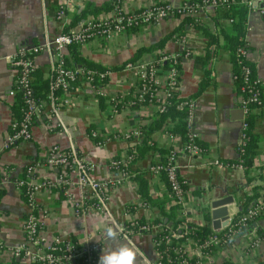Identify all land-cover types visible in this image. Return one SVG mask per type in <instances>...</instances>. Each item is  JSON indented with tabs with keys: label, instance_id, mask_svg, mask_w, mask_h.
I'll return each instance as SVG.
<instances>
[{
	"label": "crops",
	"instance_id": "0c3cea01",
	"mask_svg": "<svg viewBox=\"0 0 264 264\" xmlns=\"http://www.w3.org/2000/svg\"><path fill=\"white\" fill-rule=\"evenodd\" d=\"M109 1L111 0H72V6L66 15L68 24H71L74 16L80 14L87 3L101 6ZM186 1L121 0L119 7L122 12L133 13L155 3H169L178 8ZM56 9L57 4L42 0H0V147L9 137L13 119L19 117L20 110L17 94L10 95L15 86L17 72L8 64L6 58L13 56L21 48L42 45L63 31L55 18ZM110 11L103 10L95 16ZM217 16L215 12L203 10L196 14L195 19L201 28L210 33L217 34L220 30L229 33L231 28L226 22L227 19ZM82 19L84 18L80 20ZM182 21V17L169 16L158 25H144L135 32L118 36L113 44L91 42L78 46L77 52L84 60L98 64L110 72L105 85L108 99L114 95H122L125 98L133 94L138 84L135 75L124 70L125 63L140 48H147L169 34L172 37L162 49L144 58L181 53L182 48L174 38ZM78 22L70 26V29L76 28ZM184 37L186 47L192 51L193 56L181 60L178 91L181 98L189 99L197 91L202 78L203 73L194 61L204 55L207 39L202 30L192 26L187 27ZM246 42L247 59L254 65L256 76L264 86V12L249 13ZM68 56L67 50L66 57ZM49 62L50 55L47 53H40L34 58L36 69L43 73L44 78L49 76ZM210 68L211 84L194 99L193 128L204 146V153L199 156L178 155L177 174L185 182L187 196L185 216L181 217L176 211V218L184 225L192 224L212 231L215 230L213 223L216 222L213 218L216 209L211 206L213 202L231 197L233 202L224 208L241 214L254 202L247 203L248 196L252 195L255 189L259 196L263 189L264 107L253 112L258 116L252 129L259 137L258 154L253 157L247 172L232 167L239 159L237 142L242 120L239 112L240 100L232 82L229 54L220 49ZM78 87L79 93L73 94V106L61 107L58 120L62 122L63 128L52 127L55 122L48 118L50 110L45 106L42 116L37 118L31 127V140L10 147L0 154V240L7 246V249L0 253V264H12L15 261L19 264H30L23 258H15L11 251L12 247L25 242L22 224L28 207L22 190L16 186V181L24 175L26 168L35 167L39 181H53L55 173L44 166L49 149L59 146L66 150L74 145L78 154L90 163L92 178L96 181L106 180L113 173L110 160L128 154L132 151L129 148L139 146L141 128L147 127L157 116L152 106L122 109L114 114L108 99L100 101L87 86L80 83ZM167 130L168 125L149 134L147 146L152 145L153 148L144 153L133 169L136 175L146 179L149 194L154 201L171 200V197L165 177L155 174L151 168L162 162L165 154L161 155V150L177 151L182 145L181 138L167 133ZM92 132H97L101 138L106 139L103 147L96 148L95 140L91 137ZM133 132H139L140 136L127 141L126 136ZM70 195L72 201L77 202L82 193L73 188ZM35 202V213L41 227L39 237L45 247L65 241H72L79 247L98 243L102 252L117 247L122 242L131 241L139 253L137 264H148L155 258L153 237L157 230L152 234H132L129 240L118 236L115 240H108L104 232L106 226L113 227L111 219L126 223L140 218L144 221L160 219L155 208L149 206L150 209L146 211L139 206L140 197L133 179L123 182L120 187L111 191L108 201L109 214L91 213L87 216H76L71 203L58 191L41 190L36 194ZM132 205L136 206L134 211L125 214ZM224 219L218 220L220 225L217 229L224 225ZM263 230L264 217L250 227L251 237L248 238H252V242L258 241L257 248L244 249L247 239L238 238L233 247L218 251L206 264H258L264 260V236H261Z\"/></svg>",
	"mask_w": 264,
	"mask_h": 264
},
{
	"label": "built area",
	"instance_id": "2783aa9c",
	"mask_svg": "<svg viewBox=\"0 0 264 264\" xmlns=\"http://www.w3.org/2000/svg\"><path fill=\"white\" fill-rule=\"evenodd\" d=\"M47 3L57 4L55 18L60 23L63 31L56 35L52 40H48L42 45L33 46L31 48H21L13 56L7 57V62L17 72L14 89L10 95L20 93L22 99L21 117L18 121L11 124L10 135L6 139L4 145L0 147V154L17 144L28 142L31 140V127L34 121L42 116L45 106L49 108L48 118L55 123L53 128H63V124L59 119L61 107L73 106V94L79 93V84H83L89 88L97 97L107 96L105 85H93V73L84 72L78 67L70 68L66 65V51L72 45H85L91 42L103 43L104 45L113 44L118 36L126 34L127 30L136 26L158 25L160 21L170 15V10L174 7L171 4L161 6L155 3L150 7L141 9L133 13L122 12L120 7H114L110 12L100 14L99 16H88L78 22L74 29H66L68 27L67 12L72 6V0H42ZM230 0H202V3L187 5L188 11L196 15L197 11H212L223 6H228ZM249 13L264 12V0H246ZM259 6H261L259 8ZM182 7H178L181 9ZM230 25L232 20L227 19ZM177 43L181 46L182 52L179 54H163L161 57L145 58L135 62H127L124 70L131 72L137 78L138 84L132 97L125 102L122 109L136 108L139 106H152L156 113H161L165 109L166 98L170 95V90H179V73L170 66L166 70L163 64L171 62L176 64L179 58H191L193 53L186 46L185 37H175ZM240 52L243 54L242 49ZM40 53L50 55L49 72L50 86L47 96V103L37 102L32 94V81L34 80L33 72L36 69L34 58ZM245 54V53H244ZM245 74H249L246 70ZM109 71H105L101 77L108 80ZM258 80L254 81L253 86L257 85ZM247 85V81L245 80ZM61 93L63 100L61 104H57L56 94ZM250 97L248 100H240V109L243 112L241 123V132L237 142L238 161L232 167L243 169L241 156L244 152L243 146L246 141L245 131L247 130L246 116L249 114L248 103L261 104L264 91L254 90L250 87ZM124 100L122 95H114L107 100L112 108L113 113L117 114L118 110L114 104H118ZM183 105H188L189 114L186 119L188 142L182 144L175 151L172 150L167 161L164 164L158 163L151 170L157 175H163L168 184V190L171 199L178 206L177 212L181 217L186 213V194L185 182L181 180L177 174V158L180 154H188L199 156L204 150L197 144L200 141L198 134L195 132V102L187 100ZM140 136L139 132H133L126 136V140ZM91 137L99 139L95 146L101 148L106 141L105 138L97 132H92ZM132 154L114 158L110 160V168L112 175L110 178L102 181H96L91 176V165L82 158L74 145L63 150L59 146H53L49 149L48 155L44 162V166L55 173L53 181L42 179L38 180L35 167L26 168L24 175L16 181V186L23 189V195L28 207V213L22 224V230L25 236V242L12 247L11 251L15 258L28 260L30 263L39 262L41 264H98V257L101 252V246L98 243L86 244L78 246L72 241L44 246L39 237L40 224L37 219L35 210V197L41 190L58 191L62 193L67 201L72 205L73 212L76 216H87L91 213L109 214L108 201L112 190L117 189L120 185L130 180V174L126 170L128 163L132 160L135 153V147L129 148ZM76 188L82 196L79 201L73 202L70 195L71 189ZM142 209L148 211V204H140ZM125 214L128 212L125 211ZM264 217V186L260 191L258 198L243 213L238 214L227 210L224 219V225L212 230L211 233L201 242L194 241L192 238H184L187 232L186 225H182L179 232L173 231L172 238H182L184 242L179 249L172 250L177 256L172 260L167 257L163 260L162 253L158 251L159 241L153 240L155 250V258L150 260L148 264H206L212 260L214 255L226 248L233 247L238 238L247 239V245L244 249H253L258 247V241L252 242L250 227L260 218ZM113 227L118 229V237L129 240L132 234H152L154 235L163 231L161 224L153 225L152 221L142 226H134L133 220L127 226L126 222H117L111 219ZM250 242V244H249ZM7 249V246L0 240V253Z\"/></svg>",
	"mask_w": 264,
	"mask_h": 264
},
{
	"label": "trees",
	"instance_id": "16d2710c",
	"mask_svg": "<svg viewBox=\"0 0 264 264\" xmlns=\"http://www.w3.org/2000/svg\"><path fill=\"white\" fill-rule=\"evenodd\" d=\"M246 0H230L228 6L220 7L215 11L218 14V18L223 19H231L232 22L230 24V32L226 33L223 30H220L217 34H213L205 30V28H201L198 25V22L195 19L194 14L188 11L187 5H192L195 3H202V0H187L185 3L181 4V9L173 8L170 10V15L173 17H182L183 21L177 27L176 37H182L186 33V29L189 26L194 27L195 29L202 30L204 36L206 37V46L204 55L201 57L195 58L194 63L196 66L202 71V78L199 82L197 91L190 97L192 99H185L181 98L179 95V91L170 90L169 97L166 98V105L163 112L158 113L157 116L151 121V123L144 128H141L142 137L140 139V145L137 146L135 149V153L133 154L132 160L128 163L126 170L131 175L130 179H133L137 185V192L140 197V204H148L152 208L158 210L160 219H155L151 222L153 225L161 224L163 226V231L159 234L154 235L153 240L159 241L160 246L157 247L159 252L165 251V255H163V260L167 261L166 258L170 257L172 260L177 256L172 250L179 249L184 242L182 238H172L171 234L173 231L179 232L180 228L184 223L181 220L176 218V211L178 206L175 204L174 200H163V201H154L149 194L148 190V183L146 179L141 177L139 174H135L136 171L133 170L136 162L144 155L148 149L153 148V146H147L149 142V134L151 132L157 131L162 129L164 126L168 125L167 133L179 136L181 138L182 144L188 142V131H187V122L186 119L189 114V107L188 105H183L184 102L187 100H194L199 97L211 84V62L212 60L216 59L218 56V51L224 50L229 54V61L232 66V82L234 86V90L236 95L239 97V100H248L250 97L249 89L250 87L254 90H258L263 92L264 86L262 82H260L256 76L255 67L252 63H250L247 59L248 55V47L246 42V32H247V23L249 19V10L244 3ZM121 0H111L107 3L102 4L101 6H95L87 3L84 9L80 12V14L75 15L71 24H68L66 29H70V26H74L73 24H77V22L81 18H86L88 16H92L101 11L112 10L114 7L120 6ZM161 6H168L169 3H159ZM200 11L198 10L197 13ZM196 13V14H197ZM168 16V17H169ZM167 17V18H168ZM144 26V25H143ZM141 26H136L129 28L128 32H135ZM172 35H167L161 41L150 45L147 48H140L134 56L128 62H135L139 60L145 59L144 57L147 55L152 54L153 52L159 51L162 49L166 42L171 39ZM175 39V38H174ZM220 40L222 43H220ZM78 45H72L68 48L69 56L66 57L65 63L68 67H78L84 72H92L93 73V85H106L107 80L103 79L101 75L106 71V69L102 68L100 65L95 64L93 62L84 60L79 56L77 52ZM244 51L242 54L240 50ZM163 54H160L158 57H161ZM183 58H179L175 65L171 62H166L163 64V69L166 70L170 66H173L179 73L178 79L180 80V67H181V60ZM249 71V74H245V72ZM33 77L35 78L32 81V94L34 99L37 102H44L47 103V96L49 94V86H50V77L51 74L49 72V76L44 78L43 73L35 69L33 72ZM245 80L247 81V85L245 84ZM258 80L257 85L253 86L254 81ZM17 96L20 99V110L22 107V99L20 93H17ZM132 97V94L125 96L124 100L118 104H114V106L121 110L122 106L125 104L127 100ZM57 104H61L63 100V96L61 95L60 91L56 94ZM100 101L107 100V96H98ZM240 105V104H239ZM264 107V98L262 97L261 104L256 103H248L249 114L245 118V122L247 123V130L245 131L246 141L243 146V154L241 156V162L243 165V169L247 172L252 164V159L255 155L258 154V142L259 137L253 133L252 129L257 121L256 114H254L255 109H261ZM19 110V117L14 118L13 121L20 120L21 112ZM95 143L99 139H94ZM197 144L204 150V146L201 144L200 141H197ZM131 151V149H130ZM172 150H161V155H164V158L161 164L166 163L167 156L171 153ZM128 154H132V152H128ZM237 163V162H236ZM186 189V187H185ZM22 189V195H23ZM1 194V192H0ZM23 198L25 199L24 195ZM258 198L257 189L254 190L253 194L248 196L247 203L250 201H255ZM169 205V207H167ZM136 206L132 205L129 206L127 212L130 213L134 211ZM168 208V209H167ZM167 219L168 223L165 224L164 220ZM134 226H142L147 224V221H144L142 218L135 220ZM170 224V225H169ZM127 226L130 223L126 224ZM187 232L184 238H192L194 241L201 242L203 241L210 233L209 228L197 227L192 224H186ZM264 236V230L261 234ZM12 264H19V262H13ZM30 264H41L39 262H33ZM224 264H234L230 262H225ZM258 264H264V260L259 262Z\"/></svg>",
	"mask_w": 264,
	"mask_h": 264
},
{
	"label": "clouds",
	"instance_id": "9594fccd",
	"mask_svg": "<svg viewBox=\"0 0 264 264\" xmlns=\"http://www.w3.org/2000/svg\"><path fill=\"white\" fill-rule=\"evenodd\" d=\"M104 232L108 240H115L118 235V229L112 226H106ZM137 248L129 242H122L117 247L102 250L99 256L98 264H137Z\"/></svg>",
	"mask_w": 264,
	"mask_h": 264
},
{
	"label": "water",
	"instance_id": "95a60500",
	"mask_svg": "<svg viewBox=\"0 0 264 264\" xmlns=\"http://www.w3.org/2000/svg\"><path fill=\"white\" fill-rule=\"evenodd\" d=\"M240 116H241V120L243 119V112L240 109ZM233 202V198L228 197V198H222L219 200H216L215 202L212 203V208L216 209L213 213V218L216 220V222L213 223V229H217L219 227V219L220 218H225L226 214H227V210L226 208H224L226 205H229ZM165 223H167V220L164 221Z\"/></svg>",
	"mask_w": 264,
	"mask_h": 264
}]
</instances>
